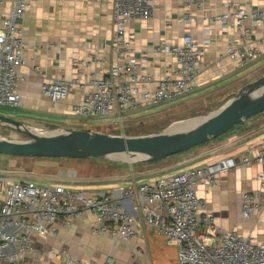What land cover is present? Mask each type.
Returning <instances> with one entry per match:
<instances>
[{
	"label": "built area",
	"instance_id": "obj_1",
	"mask_svg": "<svg viewBox=\"0 0 264 264\" xmlns=\"http://www.w3.org/2000/svg\"><path fill=\"white\" fill-rule=\"evenodd\" d=\"M37 1L0 0V109L22 105L18 69L26 63L27 42L20 20ZM154 1L112 0L111 46L116 62L106 75L91 74L92 89L72 106L74 116H113L115 121H123L129 113L182 96L195 86L205 48L190 33L178 42L163 44L162 51L173 61L161 78L136 71L141 64L133 46L134 33L127 30V24L149 19ZM182 1L183 19L193 22L194 9L202 7L206 0ZM225 5L226 11L213 20L236 28L226 56L238 67H247L264 56V34L255 36L256 28H264V10H248L229 1ZM77 88L85 90V82L65 76L45 81L41 87L54 103L66 100ZM240 161L246 166L256 162L264 166V141L256 151L248 149ZM238 163L233 156L225 157L140 185L133 180L128 185L97 192L46 185L33 178L10 176V172L0 177V264H24L35 251L34 236H55L60 221L71 225L86 212L95 216L92 232L108 234L117 244L130 243L138 234L157 230L168 245L177 249L179 264H264V244L257 245L234 231L222 230L198 195L199 188L209 192L219 184V175ZM257 180V189L241 194L243 219L264 210V168ZM45 253L63 257L65 264H89L75 260L64 250L50 249Z\"/></svg>",
	"mask_w": 264,
	"mask_h": 264
},
{
	"label": "crops",
	"instance_id": "obj_2",
	"mask_svg": "<svg viewBox=\"0 0 264 264\" xmlns=\"http://www.w3.org/2000/svg\"><path fill=\"white\" fill-rule=\"evenodd\" d=\"M228 1L248 10H264V0H206L202 7L194 9L195 21L187 22L183 19L185 7L182 0H155L153 15L149 19L129 21L127 30L134 33L133 46L141 64L136 68L138 72L161 78L173 61L172 56L162 51L163 44L178 42L188 33L204 45L205 55L198 81L190 91L159 105L129 113L127 119L128 116L150 115L163 107L166 111L191 104L200 108H220L253 72L264 70V56L243 68L226 56L227 45L236 36V28L213 18L226 11ZM20 24L27 42L26 63L18 69L23 102L16 109L5 110L24 124L32 122L35 128H29L39 132H44L47 125L56 126L63 119L68 125V117L73 116L72 106L92 89L91 74L106 75L116 62L111 46L114 32L112 0H38ZM255 34L261 36L264 28H256ZM59 76L78 77L85 82L86 89L77 88L66 100L54 103L41 87L45 81ZM155 111L160 113V110ZM96 118L102 117L90 119ZM227 134L223 139L218 137L153 164L130 163L124 158H100L107 163L95 158L74 159L82 161L78 166V188L91 192L110 191L133 180L140 185L233 156L239 160L237 166L222 172L219 184L209 192L199 188L198 195L204 199L206 212L222 230L234 231L254 244H264V210L249 219L241 216V194L259 187L257 174L264 166L257 162L246 166L240 161L248 149L256 151L263 143L264 113L245 120L223 135ZM12 174H16L13 171L11 176H20ZM153 176L156 177L148 180ZM94 225L95 216L90 212L76 217L71 225L60 221L57 235L34 236L35 251L24 264H65L63 257L45 253L50 249L67 251L75 260L89 264H131L119 254L118 244L108 234L92 232ZM114 258H118L117 261Z\"/></svg>",
	"mask_w": 264,
	"mask_h": 264
},
{
	"label": "water",
	"instance_id": "obj_3",
	"mask_svg": "<svg viewBox=\"0 0 264 264\" xmlns=\"http://www.w3.org/2000/svg\"><path fill=\"white\" fill-rule=\"evenodd\" d=\"M264 113V76L244 85L214 112L176 123L170 129L151 135H113L89 130H60L35 133L22 121L0 114V124L9 125L28 136L26 141L0 137V154L36 158H116L127 162H155L184 153L193 147L232 130L245 120Z\"/></svg>",
	"mask_w": 264,
	"mask_h": 264
},
{
	"label": "rangeland",
	"instance_id": "obj_4",
	"mask_svg": "<svg viewBox=\"0 0 264 264\" xmlns=\"http://www.w3.org/2000/svg\"><path fill=\"white\" fill-rule=\"evenodd\" d=\"M262 76H264V70L253 72L252 75L246 79L243 86L259 79ZM243 86H241L235 93H237ZM153 108L154 107H150V109ZM217 109L218 108L216 107L200 108V106L193 104L190 106L181 105L168 111H166V108L163 107L155 109L160 110V113H157L155 110L152 112L151 110L150 112L152 113H150V115H144L142 117H138L139 115H136V117L135 115L132 117L128 116V119L125 118L123 121H115L113 116L90 119L73 115L68 117V125L64 123L65 120L63 119L60 120L61 122L56 124V126L47 125L44 127L43 131L60 130V127H64L73 130H89L92 132L98 131L113 135L125 134L127 136H144L154 134L161 130H168L176 123H184V121L206 116ZM0 114L9 116L10 113L5 109H0ZM32 124V122H27L26 125L28 127L35 128V125L33 124L32 126ZM38 125L44 126L43 124ZM32 130L39 132L35 129ZM228 134L220 136L218 139H223L228 136ZM0 137L12 141H26L29 139L24 133L5 124H0ZM211 141L212 140L209 142ZM170 157L172 156L167 158ZM94 160L107 163L106 160L100 158H95ZM81 162L82 161L80 160L70 158L11 157L9 155L0 154V177H5L13 171L16 174L12 175H20V177L37 179L40 183L46 185L54 186L61 184L72 190H88L78 188V180L80 176V169L78 166ZM155 162L149 163L153 164ZM9 175L11 176V174ZM155 177L156 176L148 178V180L154 179ZM117 251L131 264H134V261H149L151 264H179L177 249L174 246L168 245L157 230L147 232L146 234H138L131 239L130 243L118 244ZM117 259L118 258H114L115 261H117Z\"/></svg>",
	"mask_w": 264,
	"mask_h": 264
},
{
	"label": "bare ground",
	"instance_id": "obj_5",
	"mask_svg": "<svg viewBox=\"0 0 264 264\" xmlns=\"http://www.w3.org/2000/svg\"><path fill=\"white\" fill-rule=\"evenodd\" d=\"M33 131V130H32ZM33 132H35V131H33ZM47 131H44V132H35V133H38V134H40V133H46ZM116 158H125V155H116L115 156Z\"/></svg>",
	"mask_w": 264,
	"mask_h": 264
}]
</instances>
